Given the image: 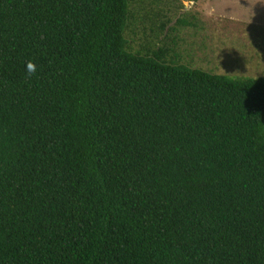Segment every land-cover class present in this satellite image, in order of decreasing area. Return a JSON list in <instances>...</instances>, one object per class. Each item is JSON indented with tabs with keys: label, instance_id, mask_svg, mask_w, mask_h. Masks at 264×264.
<instances>
[{
	"label": "trees",
	"instance_id": "trees-1",
	"mask_svg": "<svg viewBox=\"0 0 264 264\" xmlns=\"http://www.w3.org/2000/svg\"><path fill=\"white\" fill-rule=\"evenodd\" d=\"M145 12L0 0V264H264V76L188 67L164 21L132 51Z\"/></svg>",
	"mask_w": 264,
	"mask_h": 264
},
{
	"label": "rangeland",
	"instance_id": "rangeland-1",
	"mask_svg": "<svg viewBox=\"0 0 264 264\" xmlns=\"http://www.w3.org/2000/svg\"><path fill=\"white\" fill-rule=\"evenodd\" d=\"M143 6L150 13L135 17L133 34L126 32L132 51L153 38L150 30L158 31L164 21L156 46L165 43L188 67L229 76H264V0H143Z\"/></svg>",
	"mask_w": 264,
	"mask_h": 264
},
{
	"label": "clouds",
	"instance_id": "clouds-1",
	"mask_svg": "<svg viewBox=\"0 0 264 264\" xmlns=\"http://www.w3.org/2000/svg\"><path fill=\"white\" fill-rule=\"evenodd\" d=\"M37 70V65L34 61L29 60L26 64V71L29 74H34Z\"/></svg>",
	"mask_w": 264,
	"mask_h": 264
}]
</instances>
